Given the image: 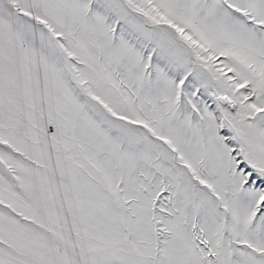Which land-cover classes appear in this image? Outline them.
<instances>
[{
    "label": "snow or ice",
    "instance_id": "obj_1",
    "mask_svg": "<svg viewBox=\"0 0 264 264\" xmlns=\"http://www.w3.org/2000/svg\"><path fill=\"white\" fill-rule=\"evenodd\" d=\"M0 264H264V0H0Z\"/></svg>",
    "mask_w": 264,
    "mask_h": 264
}]
</instances>
